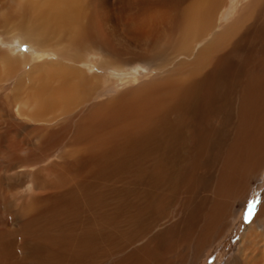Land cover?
<instances>
[{
  "label": "bare ground",
  "instance_id": "1",
  "mask_svg": "<svg viewBox=\"0 0 264 264\" xmlns=\"http://www.w3.org/2000/svg\"><path fill=\"white\" fill-rule=\"evenodd\" d=\"M0 32L30 49L4 112L45 130L15 166L80 146L0 225V264H186L223 237L264 167V0H0ZM223 264H264V192Z\"/></svg>",
  "mask_w": 264,
  "mask_h": 264
},
{
  "label": "rangeland",
  "instance_id": "2",
  "mask_svg": "<svg viewBox=\"0 0 264 264\" xmlns=\"http://www.w3.org/2000/svg\"><path fill=\"white\" fill-rule=\"evenodd\" d=\"M4 37L5 34L0 32V73L3 70H1V68H4L5 66L2 62H5L6 64L9 63L10 60H15L17 58V63H21L22 60L18 61V59H22V55L30 50L28 47H25L21 43L18 36H14L8 41L4 40ZM19 54L20 56H18ZM92 63L93 66L90 68L91 72L94 71V66L98 63V58L94 57L92 59ZM21 67L22 66H19V68L17 69L16 76H18V74L19 76L23 74ZM128 70H126L127 72L124 71V73H121V71L117 73H126V80L132 81L135 78L139 77L141 73L145 72L142 68H131ZM124 76L125 75H123V77ZM19 83V86L16 87L14 93L12 94L0 92V225L8 224L9 226L13 223L20 224V222L25 219L26 216H22L20 213L23 208H28L30 204H33V201H38V199L42 196H45L46 194L54 191V188L49 187V185L47 186V181H51V179L56 178L54 177L55 174H52V170L50 171L49 168L55 166L54 168L58 170L56 172L57 175H59L58 173H64V169H66L67 165L63 163L61 167L59 164L61 162L70 163L71 158L68 154L80 147H77L76 145H64V142L58 141V135L56 138L57 143L55 142L54 144L53 152L48 154L45 158L44 156H40V154L35 157L38 158L39 161H41L37 167H27V169H23L24 171L21 170L22 168L16 167L19 164H23L21 161L16 160L18 157V160H23L22 158H29L31 152H33L28 151L25 145L29 137H33L36 140V145H38L43 139H45V130L43 128H40L43 127L41 123L32 122L29 120L25 121L24 118H21V121L12 120L11 118H9L8 113L4 112L8 110V102L10 105L12 104L10 95L16 96V92L17 95L22 98L21 93L23 91V80H21L20 82L19 79ZM35 127H37L39 130L35 129ZM222 136H220V138L218 139L220 143L224 142L227 139V136ZM37 138L40 139L38 140ZM18 141L23 144V147H20V150L17 149L16 143ZM73 146H76V148H73ZM59 155H61L62 158H59ZM211 160L212 154L209 155L207 159H205L204 164V178L207 180H209L214 175L212 173L213 169L211 166ZM25 162L26 164L31 163L29 162V160H25ZM27 171H31L30 174L34 173L36 175L37 179H39V185L41 188H34L31 181V179H33V175L28 174ZM250 183L251 188L248 194L243 198V202H241V200H237L234 203L235 213L232 218V224L229 227L228 231L223 235L221 239L214 241L212 245L206 249L207 251L205 250V252L201 255L202 257L200 256L198 259H196L197 261L192 259L189 263L186 264H223L225 260L233 253L244 227L248 225L250 217L253 215L256 206L260 202L262 193L264 192V167L261 171V174L256 178V180H251ZM205 185H207V183H205ZM115 187V185L111 186V188ZM17 243H19V245H23L24 242L22 239L17 238ZM128 251L129 249H117V257L126 254ZM193 253L194 252H192V254ZM17 254L19 258H22L24 256V253H22L21 251H19Z\"/></svg>",
  "mask_w": 264,
  "mask_h": 264
},
{
  "label": "snow or ice",
  "instance_id": "3",
  "mask_svg": "<svg viewBox=\"0 0 264 264\" xmlns=\"http://www.w3.org/2000/svg\"><path fill=\"white\" fill-rule=\"evenodd\" d=\"M251 207V206H250Z\"/></svg>",
  "mask_w": 264,
  "mask_h": 264
}]
</instances>
